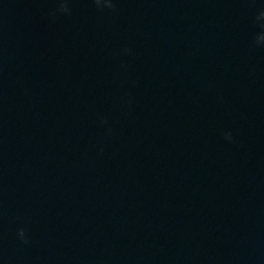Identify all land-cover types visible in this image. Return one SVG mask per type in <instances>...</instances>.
Wrapping results in <instances>:
<instances>
[{
  "label": "clouds",
  "instance_id": "obj_1",
  "mask_svg": "<svg viewBox=\"0 0 264 264\" xmlns=\"http://www.w3.org/2000/svg\"><path fill=\"white\" fill-rule=\"evenodd\" d=\"M101 2H102V0H95V3L97 4V6H99L101 4ZM107 6L108 7H113V5L111 3H109ZM59 11H61V12H67L68 11V8H67L66 4L63 2V0H61ZM256 18L258 20L259 19H264V10L260 11L259 15ZM262 38H264V35L258 36L257 37V42L261 41ZM18 235L25 243H27V241L24 240V237H25V230L24 229H20L19 232H18Z\"/></svg>",
  "mask_w": 264,
  "mask_h": 264
}]
</instances>
